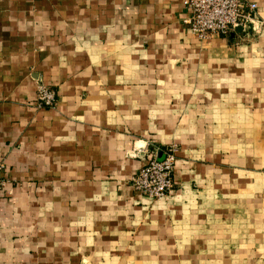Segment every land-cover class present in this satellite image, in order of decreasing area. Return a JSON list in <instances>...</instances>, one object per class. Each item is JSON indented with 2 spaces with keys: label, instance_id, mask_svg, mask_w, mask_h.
<instances>
[{
  "label": "crops",
  "instance_id": "crops-1",
  "mask_svg": "<svg viewBox=\"0 0 264 264\" xmlns=\"http://www.w3.org/2000/svg\"><path fill=\"white\" fill-rule=\"evenodd\" d=\"M252 1L248 34L200 40L183 0H0V264H264ZM172 146L173 194L136 192Z\"/></svg>",
  "mask_w": 264,
  "mask_h": 264
},
{
  "label": "built area",
  "instance_id": "built-area-1",
  "mask_svg": "<svg viewBox=\"0 0 264 264\" xmlns=\"http://www.w3.org/2000/svg\"><path fill=\"white\" fill-rule=\"evenodd\" d=\"M189 11L184 25L200 40L212 36L230 38L240 28L243 33L253 29L257 19L258 5L252 0H183ZM57 103L56 91L41 84L38 87L35 106L53 108ZM163 160H159L160 150L154 148L148 160L131 179L132 188L151 199L163 200L174 192L173 175L177 163L176 147L172 146L162 152ZM4 165H0V193L14 182L3 175Z\"/></svg>",
  "mask_w": 264,
  "mask_h": 264
},
{
  "label": "water",
  "instance_id": "water-1",
  "mask_svg": "<svg viewBox=\"0 0 264 264\" xmlns=\"http://www.w3.org/2000/svg\"><path fill=\"white\" fill-rule=\"evenodd\" d=\"M237 31H242V30L239 28ZM163 158H164V155H161V156L159 157V160H163Z\"/></svg>",
  "mask_w": 264,
  "mask_h": 264
}]
</instances>
